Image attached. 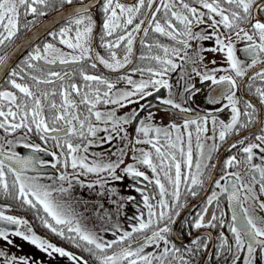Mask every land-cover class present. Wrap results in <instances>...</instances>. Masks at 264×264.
I'll return each mask as SVG.
<instances>
[{
    "label": "snow or ice",
    "instance_id": "snow-or-ice-1",
    "mask_svg": "<svg viewBox=\"0 0 264 264\" xmlns=\"http://www.w3.org/2000/svg\"><path fill=\"white\" fill-rule=\"evenodd\" d=\"M53 3L54 0H0V45L12 41L22 26L27 28L34 23V19H26L28 15H32L33 18L43 16L46 13L42 9ZM59 3L71 4L72 0H59ZM89 7L81 5L74 9V15L69 18L68 27L61 28L58 34L49 33L53 38L58 35L59 44L65 46L70 52L65 53L53 43H44L42 50L39 47L34 48L22 61L26 67L17 65L19 70L9 73L7 83L10 89L0 90V130L6 134L0 137L2 141L0 143V191L5 196H13L23 205L36 209L37 212L42 209L44 215L38 216V219L44 228L61 238H66L75 247H81L82 242L83 251L94 257L98 264H191V261L181 254V249L175 242L170 241L168 235L173 231L170 225L176 222L174 217L180 215L178 209L185 207L183 203H180L181 185L185 186L187 194L196 197L197 189L204 186L205 172L209 168L216 167L210 164L212 153L219 147L215 143L216 133L218 132L219 141H225L229 133H238L256 118V107L245 100L242 110L239 107L241 98L236 93L240 87L237 81H243L245 77H248L249 81L259 80L261 84H264V21L253 14L254 10L256 13L264 12V0H191L190 3L186 0H136L132 5L122 0H104L101 47L107 49V58L98 53L94 58L91 55L95 21L89 13ZM161 10H163L162 16ZM22 14L25 18L23 25ZM141 16L143 18H140ZM200 25L204 27L194 30ZM221 26L225 30L224 33L219 31ZM149 32L159 37H167L179 47L164 45L158 39L148 43L145 38ZM140 33L143 36L139 43L147 49V53L141 55L139 59L147 61L148 64L131 70L141 75L139 80L133 79L131 75H121L114 83L103 75H90L81 68L79 75L84 83L78 84L71 82L72 75L69 73L62 75L52 70L45 71L43 65L33 63V61H43L44 65L57 62L62 65L80 64L94 59L105 68L116 72L125 68L126 65L133 64V46ZM213 39L215 47L205 49L200 44L194 51H190L192 41L202 42ZM235 41L244 42V47L239 50L245 54L244 59L237 56ZM154 48L162 50L164 55L152 54ZM121 49L124 53L122 58L117 51ZM205 51L223 53L227 67L208 68L204 65L203 71L198 70L195 65L203 63L205 57L202 53ZM172 57H179L185 63L193 64L192 72L202 82L210 81L212 85L222 86L219 95L212 94L208 97V103L219 105L223 100H227L225 107L231 108L229 122H218L212 112L197 116L195 119L186 118L183 125L173 122L167 126H159L155 123L156 114L152 111L140 119V113L146 107L142 101L152 97L154 92L158 94L161 88L169 89L168 98H160L161 104L171 106L180 112H191L190 108L182 106L172 98L173 85L164 79L165 75L180 67ZM248 59L250 63L247 62ZM6 63L7 57L0 56V67ZM210 63L215 65L216 61L213 60ZM257 64L261 65L259 70H256ZM91 67L95 69L97 64L93 62ZM26 69H31L38 74H29ZM218 72L231 74L220 75L217 78ZM145 74L146 79L143 78ZM25 76L32 81L31 84L17 82V78L24 80ZM120 81H124L128 87L118 88L117 84ZM57 82H59L58 85ZM42 85L45 87H41ZM248 87L251 91L253 83L250 82ZM184 89L185 92L198 91L194 84L185 83ZM255 94L260 104L264 105V86L255 87ZM181 95L183 98V94ZM101 103L115 107L101 112L97 110V106ZM133 104H138L139 108H133L124 115H117L118 109ZM81 106L87 114L80 111ZM221 110L216 109V111ZM136 121L139 123L134 127L135 135H133L128 132L126 126L134 125ZM209 121H211L213 135H207ZM193 125L197 150L195 161L191 130ZM17 132L23 135L16 139H7V136ZM101 132L106 135L98 136ZM260 133L255 136L256 142L245 143L247 139L245 137L231 145L233 149L239 145L241 159L233 155L224 162V174L214 180L215 188L211 195L207 196L205 206L189 224L190 229H223L226 221L224 212L220 210V198L227 194L228 204L232 210L231 223L227 226L234 242L230 243L221 231L220 245L217 250V256L224 257L225 264H228V256L231 257V264H257L258 258L264 259V216H254L249 208L244 206L246 202L252 200L258 203L261 211H264V200L260 199V196H264V127L260 128ZM29 134L38 136L45 145L51 141L60 151L49 152L46 146L41 147L39 144L31 143L27 139ZM202 137L204 140L213 141L207 147V151H205L206 145ZM73 138L79 139L82 143H73ZM115 139H119L122 146L111 152V155L116 156L114 161L102 163L94 160L89 163L88 156L81 154L88 153L93 145H111ZM18 142H22L24 148L31 149L33 154L22 156L14 151L13 148ZM138 145H149L151 150L137 147ZM37 153L51 156L55 163L41 160ZM129 153L133 163L125 164L124 157ZM92 155L100 156L101 154L93 153ZM257 159L260 163L255 162ZM69 162L73 172L69 174L65 171L55 177H48L52 180V184L41 183L40 176L25 174L26 170L30 168L35 170L36 165L43 167L47 163H51L53 169L60 167L67 169ZM193 163L195 171H191ZM242 164L247 167L248 174L252 177L251 183H244L239 172L227 171ZM121 165H124L122 169ZM139 166L150 171L151 177L146 171H141ZM182 166L188 171H182ZM118 169L124 175H117ZM102 172L108 173L114 181L122 180L125 176L133 178L137 183L142 179L148 184H154L158 190L157 196L143 194L147 219L143 218L142 212L141 216L136 217L138 225L131 226V231H123L122 235L116 236L111 241H105L95 232L82 227L76 219L75 209L69 202L73 180L84 186L79 177L87 174L99 175ZM9 175L12 177L11 185L8 180ZM162 178L166 183L162 182ZM207 179L213 180L211 173L208 174ZM56 181L61 183L54 187ZM221 181L224 183L222 184ZM96 183L103 188L107 181ZM256 183H259L258 194L252 186ZM65 184H67L66 187ZM93 186L92 183L87 184L88 188ZM136 191L143 192L140 188ZM242 192L245 193L243 200ZM54 193L67 196L69 200L58 199ZM168 197H171V200ZM214 202L219 216L216 212H211V218L208 219L206 216L210 213L208 206L213 205ZM121 206L117 204V211ZM0 223L15 226L12 231H9L7 227H0V240L8 245L13 244L11 236L20 237L49 257L58 255L66 257L72 264H89L87 259L42 238L31 226H28L29 222L25 219L6 215L5 211L0 210ZM21 226H25L24 230H21ZM117 231H119L118 228ZM146 231H151V235H145L143 240L137 242L134 247L130 242L133 234ZM65 232L70 235L65 237ZM117 245L120 246L119 251H112L109 254V250ZM190 245L191 247L186 249L187 254H197L201 247V238L199 236L192 238ZM153 246L162 250L158 253L146 252L147 248ZM204 246L207 247V244L205 243ZM0 258H2L0 264H43L42 261L29 257L7 255L2 249H0Z\"/></svg>",
    "mask_w": 264,
    "mask_h": 264
},
{
    "label": "flooded vegetation",
    "instance_id": "flooded-vegetation-1",
    "mask_svg": "<svg viewBox=\"0 0 264 264\" xmlns=\"http://www.w3.org/2000/svg\"><path fill=\"white\" fill-rule=\"evenodd\" d=\"M104 0H72L71 4H61L59 0H54V3L42 10L46 13L43 16H36L33 18L32 15H28L26 17L27 20H33L34 23L29 25L27 28L21 27L18 34L13 38L12 41L6 42L5 45H0V56H5L6 53L12 48L14 44H16L36 23L41 21L46 16L56 12L65 7L73 6V5H88L89 13L92 15L95 25H94V39H93V52L91 53L92 57L94 58L95 55L98 53L105 58L108 57L107 49L101 47V36H102V25L104 20V15L102 12V5ZM122 2L127 3L128 5H132L136 2V0H122ZM186 2H191V0H186ZM196 6V5H193ZM147 11V9H145ZM256 18L264 21V12L256 13L254 10L253 13ZM160 15H163V10H161ZM73 16V15H72ZM70 16V17H72ZM65 18L63 21L55 24L53 27L48 29L42 36H40L22 55H20L15 62L10 66V68L5 72L3 77L0 80V90H7L10 89V85L7 83L9 79V73L13 70H19L17 65L21 67H26L22 64V61L28 56L29 52H32L34 48L39 47L41 50L43 49L44 43H53L57 48L62 49L65 53L70 52L65 46L59 44V36L57 35L55 38L49 35V33H56L58 34L61 28L69 26V18ZM140 18H143L141 16ZM23 14L21 16V23L23 25L24 22ZM218 19V18H217ZM138 22V21H137ZM199 27H204V25L198 26L194 30H199ZM247 27V25H245ZM219 31L224 33L225 30L221 26ZM207 34V33H206ZM143 36L142 33L138 34L137 40L133 46V64L126 65L125 68L119 69L116 72H113L107 68H105L102 64L94 59H90L87 61H83L80 64H56L51 65H44L43 61H33L35 64L43 65L45 71L52 70L56 72H60L62 75L64 73H69L72 75V81L78 84H83L84 81L81 79L79 75V71L81 68L84 69L90 75H103L110 81L116 83L117 78L121 75H131L133 79L139 80L141 79V75L137 73H133L131 70L138 66H145L148 64L147 61H141L139 57L145 53H147V49L143 48L139 43L140 38ZM112 39V38H106ZM146 42L152 43L155 40H159L160 43L164 45H168L170 47H179L174 41H171L167 37H159L157 34L149 32L148 36L145 38ZM235 40V37L233 36ZM192 49L190 51H194L198 45L202 44L205 49H210L215 47L214 39L208 41H192ZM236 48H237V56L241 59L245 58V54L239 51L241 48L244 47L243 41H235ZM118 55L122 58L123 57V50H117ZM152 54L154 55H161L163 56L164 53L160 49H153ZM183 55V53H181ZM205 57L203 63H198L195 67L198 70L203 71L204 65H207L208 68L212 67H227L226 63L224 62V54L223 53H213L211 51H205L202 53ZM174 62L177 65H180L175 71L169 72L165 75L164 79H167L170 84L173 85L171 92L172 98L177 102L181 103L182 106L188 107L191 109V112L184 113L180 112L178 109H173L171 106L161 104L160 98H168L169 96V89L161 88L159 93H155L152 97L146 98L142 103L146 105L145 110L140 113V119H143L145 116L148 115L149 111L154 112L155 115V123L159 126H167L170 123H176L178 125H183L184 120L186 118H193L195 119L197 116H204L208 112H212L213 115L216 116L217 121H224L225 123L231 120V108L225 107L227 105V100H223L219 105H211L208 103V97L212 94L219 95L220 91L222 90V86L212 85L210 81H201L195 73L192 72V68L194 67L191 63H185L179 57H172ZM215 60L216 64L213 65L210 63L211 61ZM95 62L97 67L93 69L91 64ZM250 63V59L247 60ZM154 63V62H153ZM261 65H256V70H259ZM251 71V70H250ZM26 72L29 74H38L35 73L31 69H26ZM231 73L226 72H218L217 78L220 75H227ZM234 75V74H233ZM183 76V79L181 77ZM143 78H147V75ZM17 82L21 83H28L31 84L32 81L25 76L24 80H20L17 78ZM238 84L240 85L239 90L237 91V96L241 98V103L239 107L243 110L244 108V101L247 100L251 102L257 109L256 111V118L255 120L246 128H242L237 132L229 133L226 137L225 141H219L218 139V132L216 133V140L215 143L219 146L216 151L212 153V159L210 164L216 165V167L209 168L205 172V183L203 188L197 189L198 195L196 197H192L191 195L187 194L185 190V186L181 185V197L180 203H183L185 207L182 209H178L180 211L179 217L175 218V223L170 225L173 231L168 234L170 241L175 242L176 246L181 249V254L185 255V259H189L191 264H225L224 257L217 256V250L220 245L219 233L221 231L224 232L225 237L229 240L230 243L234 242L232 234L228 231V223H231L232 217V210L229 207L227 194H224L220 198V210L224 212V219L226 221L225 227L223 229L216 228V229H209V228H201V229H190L189 224L196 216L197 213L201 212L202 208L206 204V199L208 195H211L212 190L215 188L214 180L219 179L221 175L225 172L224 162L233 155L237 156V159H241V154H239V145L237 148H231L233 143L244 139L245 143L256 142L255 136L261 134L260 128L264 127V105L260 104L259 98L255 94V87L257 86H264L261 84L259 80L256 81H249L248 77H245L243 81L238 80ZM253 83V88L250 91L248 84ZM59 82H57L58 85ZM187 84H194L195 88L198 91L193 90L190 92H185L184 85ZM45 87V86H41ZM117 87L120 89H125L128 86L124 81H120L117 84ZM103 89V86H101ZM183 94V98L182 95ZM115 106L112 105H104L100 104L97 106V110L104 112L109 110ZM133 108H139L138 104L130 105L129 107L118 109L117 115H124L125 113L130 112ZM222 109L221 111H216V109ZM80 111L85 112L83 106H81ZM85 114H87L85 112ZM94 121V118H93ZM138 121L134 122V125L126 126L129 133H134V127L138 126ZM104 127V125H100ZM209 131L207 135H213L211 131V121H209ZM195 126H191V130L193 131V138H192V147H193V159L195 161V157L197 154L196 150V139H195ZM6 134L3 130H0V137H4ZM23 133L17 132L14 135L7 136V139H16L17 137L22 136ZM106 133H98V136L103 137ZM142 138V137H141ZM27 139L33 144H39L41 147H47L49 152L55 151L59 152V149H56L51 141L44 144V142L40 141L38 136L29 134ZM202 141L205 142V151H207V147L213 143L211 140H204L202 137ZM2 143V141H0ZM73 143H82L77 138H73ZM122 146L121 141L119 139H115L112 141L111 145L105 144L102 146L93 145L89 148L88 153H81L88 156V162L91 163L94 160H98L102 163H107L110 160H116V156L111 155L112 151H115L117 147ZM137 147L144 148L145 150H151L149 145H138ZM110 149V151H109ZM18 154L22 156H29L32 155L31 149L24 148L22 146V142H18L16 146L13 148ZM66 151V149H65ZM93 153H99L100 156H93ZM41 160L49 161L51 163H55L51 156H48L44 153H37ZM131 153L124 157L125 164L133 163L130 158ZM179 158V156H178ZM256 163H260L259 159L255 160ZM51 163L45 164L43 167L40 165H36L35 170L28 169L26 170V175L29 176H40L41 183L44 184H52V180H49L48 177H55L59 175L60 172H67L71 174L73 170L70 167L64 169L60 167L59 169H53L51 167ZM124 165H121V169ZM141 171H146L147 174L151 177L150 171H148L145 167L139 166ZM79 171V169H77ZM182 171H188L185 167L182 166ZM191 171H195V164L193 163V168ZM227 171H236L239 172L243 178L244 183H251V175L248 174V169L245 165H240L237 168L227 169ZM174 173V170H173ZM211 173L213 180L209 181L207 179L208 174ZM117 175H124L120 169L117 170ZM71 178V177H70ZM79 179L83 182L84 186H81L80 183H76L73 180V187L71 189V199L67 196H62L59 193H54L58 199L61 200H69L72 204V207L76 211V219L79 220L82 227L85 229L95 232L97 235L102 237L105 241H111L116 238V236L122 235L123 231H131V226L138 225V220L136 217L141 216L143 212V218L147 219V210L144 208L143 205V194H150L152 196L158 195V190L156 189L154 184H148L147 181H143L140 179V182L137 183L131 177L125 176L124 179L114 181L111 179L108 173H100L97 174H87L85 176L79 177ZM9 184L11 185L12 177L9 175L8 177ZM97 181H107L104 184V187H100ZM162 182L163 178H162ZM60 181H56L53 185L57 187L60 185ZM92 183L94 186L92 188H88L87 184ZM223 184L224 182L221 181ZM65 187L67 184L64 185ZM167 186V184H166ZM254 191L258 194L259 193V183L252 185ZM137 188L143 190V192L136 191ZM219 191V189H215ZM245 193H241V199L243 200V195ZM128 197H132V199H128ZM171 200V197H168ZM261 200H264V196H260ZM116 201V203H113ZM155 203V201H153ZM117 204L122 205L117 211ZM245 207L249 208L252 215L261 217L264 216V211L259 209L258 203L255 201L249 200L245 203ZM210 209V213L206 214L207 218H211V212H216L219 216V212L216 209L215 202L213 205L208 206ZM0 210L5 211L6 215H14L18 218H22L27 220L28 226H31L33 230L40 235L42 238L47 239L48 241L52 242L53 244L65 248V250L72 252L77 256H81L84 259H87L89 264H98V261L95 260L94 257L90 256L87 252L83 251V243L81 242V247H75L69 240L66 238H61L55 234H53L49 229L43 227L40 219L38 216H43L44 213L42 209L37 212L36 209H31L29 206L23 205L20 201L15 200L13 196H5L2 191H0ZM162 226V225H161ZM0 227H6L4 224H0ZM25 226H21V230H24ZM117 228L119 231H117ZM14 229H9L12 231ZM115 234V235H114ZM68 234L65 232V237ZM145 235H151V231H146L145 233H134L131 237V243L133 246H136V243L142 241ZM196 236L201 238V247L197 254L190 255L187 254L186 249L191 247L190 240ZM13 240L12 245L6 244L5 241L0 240V249H2L7 255H15L17 257H29L37 261H42L43 264H72L70 260L66 257H59L58 255H54L53 257H49L46 253L41 252L35 246L31 245L27 241L23 240L20 237L11 236ZM207 244V247L204 244ZM120 246L117 245L114 249L109 250V254L112 251H119ZM162 249H156L154 246L149 247L146 249V252H153L158 253ZM227 255V253H225ZM0 262H2V258H0ZM228 264H231V257L228 256ZM257 264H264V259L257 260Z\"/></svg>",
    "mask_w": 264,
    "mask_h": 264
},
{
    "label": "water",
    "instance_id": "water-1",
    "mask_svg": "<svg viewBox=\"0 0 264 264\" xmlns=\"http://www.w3.org/2000/svg\"><path fill=\"white\" fill-rule=\"evenodd\" d=\"M81 5H73L62 8L56 12L46 16L41 21L36 23L12 48L6 53L7 63L0 67V80L10 66L22 55L40 36H42L48 29L55 24L63 21L65 18L74 15V9L79 8ZM1 224V223H0ZM8 229H14L15 226L6 225Z\"/></svg>",
    "mask_w": 264,
    "mask_h": 264
}]
</instances>
